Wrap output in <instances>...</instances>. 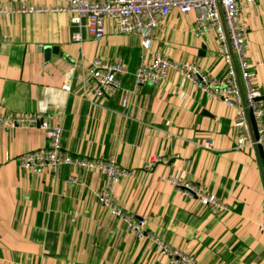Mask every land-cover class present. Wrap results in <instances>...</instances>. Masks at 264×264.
<instances>
[{"label": "crops", "instance_id": "0c3cea01", "mask_svg": "<svg viewBox=\"0 0 264 264\" xmlns=\"http://www.w3.org/2000/svg\"><path fill=\"white\" fill-rule=\"evenodd\" d=\"M16 1L0 0V6L15 8ZM25 3L52 7L64 0ZM242 15L264 112V0L242 5ZM194 24L193 11L172 10L155 28L151 49L224 76L215 31L198 36ZM104 28L93 39L84 18L72 22L64 12L0 13V114H49L65 153L113 156L132 171L116 184L115 202L171 247L193 255L194 264H264V159L256 144L235 147L241 134L236 109L199 92L174 70L159 84L135 87L139 36L118 32L112 19ZM74 32L81 41L71 38ZM44 46L58 50L45 59ZM96 56L119 60L126 69L120 90L101 98L88 76ZM206 141L209 148L202 146ZM45 144L37 127H0V264H169L99 204L101 170L63 164L31 174L19 167L20 154ZM151 158L153 166L143 169ZM171 178L198 184L226 210L215 212L184 195Z\"/></svg>", "mask_w": 264, "mask_h": 264}, {"label": "built area", "instance_id": "2783aa9c", "mask_svg": "<svg viewBox=\"0 0 264 264\" xmlns=\"http://www.w3.org/2000/svg\"><path fill=\"white\" fill-rule=\"evenodd\" d=\"M254 0H64L62 6H33L25 0H17V7L0 6V13L9 12H64L70 14L71 21L85 20V29L90 38L99 39L104 35V21L112 19L117 31L122 34H136L140 38L141 54L133 77L134 86L159 84L171 70L187 79L195 88L207 97L218 99L236 109L235 125L241 134L235 147L256 144L264 159V112L261 105V92L254 83L255 66L249 62L246 40V27L242 17V5L247 6ZM181 13L193 11L195 14L194 33L204 35L214 30L224 62V76L209 75L193 62L176 63L157 51H153L152 39L159 21L172 10ZM74 41H81L79 32L71 35ZM232 52V54H231ZM126 72L119 60H105L94 57L88 69V76L93 83L95 97H104L116 93L121 88L119 76ZM69 89L68 85H63ZM122 102V106L124 105ZM247 114L253 123L254 140L250 137ZM0 127H37L46 138L44 147L26 151L17 157L20 168L31 174L54 172L60 165L70 164L85 170L99 169L104 175V186L95 192V196L111 216L120 220L124 229L135 238L150 242L159 254L166 256L169 264H194L193 255L175 249L161 237L147 230L145 220L137 218L123 210L114 196L115 186L121 177L132 175V171L120 166L113 156L103 160L81 158L65 153L60 143V127L51 123V115L41 112L30 114H0ZM203 147L209 148L208 141ZM155 160L151 158L143 164V169H150ZM174 189L186 196L195 197L200 203L215 212L226 210V206L216 196L204 192L196 183L184 182L178 178L168 180ZM264 215V205L262 207ZM74 218L71 217V221ZM264 229V223L259 225Z\"/></svg>", "mask_w": 264, "mask_h": 264}, {"label": "water", "instance_id": "95a60500", "mask_svg": "<svg viewBox=\"0 0 264 264\" xmlns=\"http://www.w3.org/2000/svg\"><path fill=\"white\" fill-rule=\"evenodd\" d=\"M57 50L58 49L56 47L44 46L43 52H44L45 59H47L50 52H57ZM231 54H232V52H231ZM247 123H248L249 132H250V137L252 140H254L253 127H252V123H251V120H250V117L248 114H247ZM254 146H255V148L257 147V145H254Z\"/></svg>", "mask_w": 264, "mask_h": 264}, {"label": "rangeland", "instance_id": "374dc122", "mask_svg": "<svg viewBox=\"0 0 264 264\" xmlns=\"http://www.w3.org/2000/svg\"><path fill=\"white\" fill-rule=\"evenodd\" d=\"M242 17H243V15H242ZM250 62V61H249Z\"/></svg>", "mask_w": 264, "mask_h": 264}, {"label": "trees", "instance_id": "16d2710c", "mask_svg": "<svg viewBox=\"0 0 264 264\" xmlns=\"http://www.w3.org/2000/svg\"><path fill=\"white\" fill-rule=\"evenodd\" d=\"M252 126H253V123H252Z\"/></svg>", "mask_w": 264, "mask_h": 264}]
</instances>
